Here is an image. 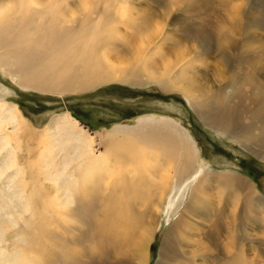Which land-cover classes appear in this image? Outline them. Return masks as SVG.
Wrapping results in <instances>:
<instances>
[{
	"label": "rangeland",
	"instance_id": "374dc122",
	"mask_svg": "<svg viewBox=\"0 0 264 264\" xmlns=\"http://www.w3.org/2000/svg\"><path fill=\"white\" fill-rule=\"evenodd\" d=\"M55 1L60 18H67L61 19L65 24L58 29V45L64 46H48L41 29L47 18L45 12L41 14L44 21L35 16L37 6L26 10L25 21L16 19L11 26L13 34L23 22L26 31L17 36L25 38L10 39L6 28L0 27V105L6 109L0 110V264H138L134 241L145 231L157 199L165 196L157 195L153 183H160L162 168L174 167L160 155L155 159L153 143L140 146L138 138L153 136L154 141H161L167 133L174 139L176 152L183 145L190 154V142L183 134L191 138L197 152L195 166L200 169L184 173L182 181L193 171L195 175L183 182V189H176V179L171 181L166 210L158 216L146 249V264H158L161 254L169 261L163 264H264V137L259 123L250 118L258 110L254 104L260 101L264 106V0H134L132 5L125 3L128 0L121 4L115 0ZM226 38L228 43L222 45ZM84 43L97 61L106 59L99 63L104 72L100 84L86 72ZM23 58L38 65V70L20 68L18 61ZM51 62L58 69H48ZM152 69L161 73L158 80L169 85L161 86L150 78ZM181 70L186 74L183 80ZM118 71L129 74L115 82L110 77ZM13 109L19 111L20 121L8 119ZM67 114L92 138L91 149L101 158L93 164L95 175L84 182L89 189L103 192L115 181H141V196L152 192V203H127L134 209L132 227L128 220L114 219L126 229L122 241L116 234L105 233L100 221L94 224L89 214L92 208L80 210L89 198L81 197L83 206L78 204L71 180L61 179L67 182H60L63 202L60 207L57 204V166L53 165H58L54 155L59 142L52 126ZM217 115L243 133L231 139L225 134L228 128L212 124ZM211 124L221 133L211 130ZM166 125L180 133L169 131ZM110 134L118 138L108 139ZM128 134L139 151L138 159L119 155L125 151L121 143ZM66 147L58 152H67ZM137 166L142 168L137 170ZM224 172L237 178L236 185L222 191L216 178L206 188L204 184L196 211L186 214V222L176 228L179 236L170 232L189 205L198 179ZM102 192L95 197L96 219L106 221L108 212L101 214L100 207L111 192ZM20 197L40 216L35 219L25 213ZM118 198L111 197L120 203ZM16 211H23L22 219L16 220ZM60 211L70 229L57 223Z\"/></svg>",
	"mask_w": 264,
	"mask_h": 264
},
{
	"label": "bare ground",
	"instance_id": "6f19581e",
	"mask_svg": "<svg viewBox=\"0 0 264 264\" xmlns=\"http://www.w3.org/2000/svg\"><path fill=\"white\" fill-rule=\"evenodd\" d=\"M115 1L118 4H121V3L124 2V0H115ZM133 1L134 0H128L125 3H127L129 5H132L133 4L132 3ZM0 2H2V3H0L1 4L0 5V27H5L6 28L5 30L8 32L10 39H14V38H25V36H21V37L20 36H17L19 33H22V32H25L26 31V28L23 26V22H22V24H19L18 25L19 26L18 29H16L13 32V34H11L12 33L11 26H12L13 22L16 19H23V21H25V19L29 16L27 14V11L26 10L27 9H32V8H34V7L37 6V11L34 12V13H36L35 16L38 17V18L40 17L42 19L41 14L42 13L44 14V12H45V16L44 17L47 18V19L45 18L46 21H47L46 24L45 23L43 24L41 22V29L43 30V34H44V37L43 38L46 40V43L48 44V46L49 47H53V46L61 47V46H64L65 45V44L58 45V40H59V38H61V32L58 31V29L60 27H63V25L65 24V23L64 24L61 23V19L64 16L62 18H60L61 17V13L59 11L56 12L57 11V6L56 5H58V1H55V0H42V1H40V0H7V2H5L4 0H0ZM42 5H44L43 9H41V6ZM175 5H176V3H173L172 6H169V8H172ZM129 8H132V7H129ZM78 10H80V9H78ZM76 13H77V11H76ZM78 14L80 15V13H78ZM85 16L87 17V14ZM76 17H77V15H76ZM43 19H42V21H44ZM65 19H67V18H65ZM91 37H92V35H91ZM85 41H86V39L83 42H85ZM228 41L229 40L226 38V39H223L221 43H222V45H226L228 43ZM68 42H69L68 40H64V43L67 44ZM84 45H85V55H86V58H85L86 59V61H85L86 62L85 63V67L87 68V71L86 72L87 73H90L92 76L95 77L94 78V82H96L97 84H100L101 83V79L103 78V77L100 78L101 73H102L101 70H102L103 65L100 67L101 64H99V63H100V61L102 59L105 62L106 59L102 58L99 61H97L99 58L95 54H92L89 51L87 44L84 43ZM195 51H196V49H195ZM147 53H149V52H147ZM145 56L147 57V54ZM219 56H221V55H219ZM137 57H139V56H137ZM18 64L20 65L19 67L22 68V69L24 68V66L29 67L31 69V72L32 71H37L38 70L37 68L39 67L38 65L32 63L27 58H23L22 61L19 60L18 61ZM111 64H112V62H111ZM144 65H145V62H144ZM152 66H154V65H152ZM47 68L48 69H58V68H56V64L53 63V62H51L47 66ZM163 68H164V66H163ZM59 69L65 70L66 68L63 67V68H59ZM129 72H131V71L129 70ZM129 72L128 73L125 72V71L124 72H122V71L121 72H119V71L118 72H112V75L114 77H116V78H114L113 76H111L110 78H112V80H114L115 82L116 81H120V78H122L121 75L127 76L129 74ZM151 72H152V73H150L151 76L149 75V77L150 78H153V80L157 79V82L159 81V84L161 86L166 87L167 85H169L166 81L165 82H161L160 80H158V77H161V76H159L161 74L159 71L157 72L156 70L152 69ZM184 72H185V70L184 71L183 70L179 71V74H180L179 76H180V79H182V80L186 76V74L183 76ZM158 73H160V74H158ZM163 74H164V72H163ZM162 77H163V75H162ZM177 78H175V80H177ZM115 79H117V80H115ZM125 79H127V78H125ZM125 81L128 82L129 80H125ZM125 81L121 80V82H123V83ZM103 82H105V81H103ZM107 82H111V81L109 79H107ZM170 86H172L171 83H170ZM262 98L264 99V96H262ZM254 105L257 107L258 110L256 112L252 113L251 116H250V118L253 119L254 121H257L259 123L258 130L262 131V135L263 136L261 135V137H264V134H263L264 133V106H261L260 105V101H258ZM0 110H6L5 109V106L4 105H0ZM11 115H15L14 119L11 117ZM20 118H21V116H20L19 111L17 109H13V110H9L8 111V119L10 121H20ZM145 122L150 123V121H148V120H145ZM76 123H77V121L75 119H73L70 115L67 114V115H65V117H62L59 120L56 119L53 122V126H52V129L55 130V134H54L55 135V141L56 142H59L58 143V149L55 148L57 151H56V153L54 155V156H57L58 157L57 158L58 159V162L55 159V162L58 163V165L57 164L56 165H53L54 167L57 166V167H55V169L56 168L57 169L54 170V185L56 186L55 189H57V198H56L57 204L60 207L62 205V202H63L62 199H61L62 198L61 197V191H62L61 189L62 188L60 189V182L62 181L61 179L65 178L67 180H71L73 182V187H74L73 189H74L75 195H76L77 200H78L77 203L80 204L81 206H83V203H81L80 198L81 197L89 198V200H87V202L84 204V207L86 206L85 209H83V208L82 209L77 208V209H80L82 211H86L87 209L92 208V211L89 214L92 217V221H95L94 224L97 221H100L99 222V225L102 226V227L104 226L107 229L106 231H104L102 229L105 233L107 232V233H111V234H116L117 235V238H120L121 241H122V239H125V238H121V234H123L126 231V229H124L123 227H118V224H117V222L114 219H118V221H120V219L121 220H128L130 227H132V225L135 222V218L133 216L134 209L133 208H130L128 206L129 204H127V203H130V202L136 203V200H139V201L143 200V201H145L146 204L149 203V201H151V203H152L153 200H150V198L153 197L152 192H151V190H148V191H146V192L143 193V197H142L141 196L142 195V189H140V186L141 185H139V183H141V181H139V182H132V183H130L128 181H124L122 183H119V182H116V181L114 183H109V181H108L109 185L105 186L106 190L104 188L105 191H103V192H102V189L101 188H99L98 190L96 188L95 189L94 188H90L89 189V187L86 186L84 182H87V180L89 178H92L95 175V169H94V165L93 164H96L95 162L96 161L98 162V160H101V158H100V156H96L93 153V150L91 149L92 142H93L92 141V138H88L86 135H84L81 132V130H79L77 128ZM212 124L214 126H222L224 128H228L225 131V134L226 135L227 134L228 135L230 134L231 136L229 135V137L231 139H236L237 136H239V135H241V133H243V131H242L243 129L242 128L237 131L238 127H235L234 124H232L230 126V120L227 121V122L223 121L222 115L215 116L212 119ZM212 124L210 125L211 126V130H216V132L221 133L218 129H214L213 126H212ZM253 124H254V122H253ZM169 126H171V125H168V126L166 125L167 128H170L169 131H171V129L172 130L174 129L172 132L180 133L179 131H176V129L174 127H172V126L169 127ZM247 128H251V125L248 126ZM143 133H144V131H143ZM183 135H184L183 136L184 139L186 137V139L190 142V148H191L190 149V154H187L188 152L183 149L184 148L183 145H181L182 146L181 147L182 149H177L178 151L176 152V149L173 147V144L176 145L175 142H174V139L168 133H167L166 136H163L162 137L163 139L161 141H154V139H153L154 137L152 135H151L152 137H145V136L142 137V136H140L138 138L140 140V141H138V144H140V146H141V144L146 145L149 142L153 143V145H154V155H153V157H155V159H158V156L160 155V156H162V158L166 159V161L167 160L172 161L173 162L172 164L174 165V167L167 165L166 166V169L164 168L165 169L164 171H162L163 170V168H162L160 170L161 171V175L159 177V182L160 183H158V184L155 183V182L153 183V187H154L153 190H156V189L158 190V194L157 195L159 196V195L165 194V196L162 199L161 198H158L157 199L158 200L157 201L158 203L156 202L157 204L154 205L155 208L152 209L153 212L151 213V216L149 217L150 220H149V222H147V226H146L145 231H143V233H141L138 236L137 240L134 241V252L135 253H133V255L138 260L137 261L138 264H146L147 255H148V250L146 252V249H147L149 243L151 242L152 236H153L154 231L156 229L158 216L160 215L161 212H163L164 209L166 210L165 201L167 199V196L169 197L171 195V187H172V186H170L171 185V181L173 179H176V183H175V185L177 187L176 189H178L180 186H182L181 188L183 189L184 188L183 182L188 181L193 175H195L193 173L194 172L193 171L191 173V175L188 174V175H190L188 178H185L182 181V176L184 175V173H187V172L190 173V171L191 170H194V168L196 169L195 171H197V169H200V167L195 166V159L193 157H196L197 152L195 150L194 145L191 144V141L192 140H190L191 138L188 137L187 135H185V134H183ZM126 137L128 139H124L123 138L122 143H121L122 149L125 150V151L120 152L119 155L121 157H123V158H127V156H135V158H137V155H139V151H138V149L135 148V145L132 143V141H130V139L132 138V136L128 134ZM107 138L108 139H111V140H114L115 138H118V137H114L113 138V135L110 134V135H107ZM186 139H185V141H186ZM181 143H182V141H181ZM119 145H120V143L117 144V147H119ZM66 146H69V150L67 152H65L66 154L62 152L63 150L62 151L60 150L64 154L62 156V153H61V156L62 157H60L59 156L60 155L59 154L60 151L58 152V150L59 149H63L64 147L66 149H68ZM144 147H146V146H144ZM164 149H166V150H164ZM59 158H60V160H59ZM6 159L9 160V158H6ZM166 161H165V164H166ZM72 162H75L76 164L73 165ZM151 163H152V161H151ZM138 164H140V163H138ZM119 165H117V167ZM143 166L144 165L142 164V167ZM1 167L2 166H0V169H1ZM142 167L141 166H137L136 169L139 170ZM133 169L135 171V168H133ZM122 173H124V170H123ZM149 174L151 176L152 173H149ZM1 176L2 175H0V177ZM118 177H120V176H118ZM155 179H156V177H155ZM212 179H215V181H217V184L219 185L220 189L222 191H225L226 189L232 188V187H234L236 185L235 184V180L237 178H235L234 175L232 173H229V172L218 173V174H214V175L211 174V173H207L205 175H202V177L198 179V181L196 182L195 186L191 190V194H190L191 195V199H190V201L188 203L189 205L186 206L185 210L182 212V214L179 217L178 221L170 229V232L174 233L175 236H179V231L176 232V228L177 227L180 228L181 225L184 223V221L186 222V218H187V215L186 214L194 213L196 211L198 204H200V198L205 193L204 192V189H203L204 184H205V188H206V184L209 183V182H211ZM110 180H111V178H110ZM105 181H107V180H105ZM62 182L65 183L67 181L64 180ZM112 184H114V185H112ZM63 185L64 184H62V186ZM109 187H112L113 188V191L112 192H111V189L109 190ZM149 187H151V186H149ZM67 189L65 187V192L66 193H68L67 191H70V190H67ZM69 189H71V187ZM186 189H187V187H185V191H186ZM107 191L109 193L111 192V194H109L110 197H107L106 199L102 200L103 205L101 207L100 206L99 207L103 209V211H102L101 214H104L105 212H108L107 213V215L109 216L108 217V220L104 221L103 220L104 218L101 219V220H97L96 219V214H97L96 213V208H97L96 207V204L97 203L94 204L95 203V197L96 196H99V193H101V192L104 193V192H107ZM65 195L67 196V194H65ZM112 195H115V196L119 195V198L116 201H119L121 204L120 203L113 202V200L111 199ZM71 196H72V194H71ZM121 197H124L125 198V201H123V199L121 201L120 200ZM65 198L68 199L69 196H67ZM73 199H74V201H76L75 200V196H74ZM83 200L84 199H82V201ZM21 202H23V203L25 202L24 198L23 199L22 198L20 199V203ZM181 203H182V200L177 204V206H176L177 209H179V207L181 206ZM25 204H26V202H25ZM30 204H26L23 207L21 205L23 211L25 213H29V215H30L31 218H33V217L35 218V217L40 216L39 212L38 211H34L32 209V207H31ZM262 207L264 208V205H262ZM42 208L44 209V207H42ZM67 208H68V206H67ZM0 210L2 211L3 208L0 207ZM23 211H22V214H23ZM16 212L18 214V215H16V220L18 219V217H20V219H22V214H20L18 211H16ZM85 214H86V212L83 213V215H85ZM9 217L13 218V216H9ZM56 217H57V223L60 226L64 227V230L70 229V226H69L70 224H67L68 219H66L65 217H63V215L61 214V211H60V213L58 215H57V212H56ZM64 218H65V222L63 220ZM13 221L14 220H11V222H13ZM126 227H128V225ZM136 229H137V227H136ZM104 235H106V234H104ZM144 235H146V236H144ZM127 237L128 236H126V238ZM42 238L43 237L41 236L40 239H42ZM166 243H167V238H165V240H164L163 249L165 248ZM164 252H168V251H164ZM165 259H166V256L164 254H161L160 260H159V263L158 264H163V262H164Z\"/></svg>",
	"mask_w": 264,
	"mask_h": 264
}]
</instances>
